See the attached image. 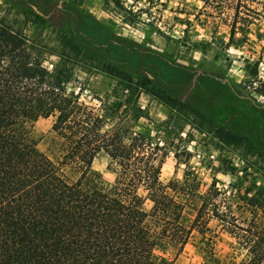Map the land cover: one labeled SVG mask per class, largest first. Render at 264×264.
Segmentation results:
<instances>
[{"label":"trees","instance_id":"1","mask_svg":"<svg viewBox=\"0 0 264 264\" xmlns=\"http://www.w3.org/2000/svg\"><path fill=\"white\" fill-rule=\"evenodd\" d=\"M203 2L232 9L231 34L241 28L238 21L264 11V0ZM1 13L0 5V264H174L196 235L212 254L220 232L236 250L226 264L264 263L263 186H219L214 178L201 191L190 168L182 180L164 182L173 139H164V129L150 135L121 124L142 116V93L173 109L190 104L150 79L134 82L108 61L105 76L116 84L104 97L93 95L97 105L87 104L83 87L69 91L87 54L75 38L58 23ZM49 116L55 159L38 148L33 133L34 123ZM216 128L224 141L254 148L264 159L260 142ZM101 152L111 181L92 166Z\"/></svg>","mask_w":264,"mask_h":264},{"label":"rangeland","instance_id":"2","mask_svg":"<svg viewBox=\"0 0 264 264\" xmlns=\"http://www.w3.org/2000/svg\"><path fill=\"white\" fill-rule=\"evenodd\" d=\"M0 5L7 19L52 21L75 38L87 54L69 91L83 87L80 99L87 104L97 105L93 95L104 97L116 84L105 76L103 62L108 61L129 72L134 82L150 79L192 106L173 109L142 93V116L121 121L150 135L164 129V139H173L162 167L164 182L182 180L190 168L201 191L214 178L219 186L264 187L261 155L224 141L216 130L223 126L264 145V95L259 92L264 89V11L249 23L238 21L241 28L231 34L232 9L203 0H0ZM50 59L57 61V56ZM52 122V116L39 118L33 133L38 148L55 159L59 153L51 138ZM108 161L101 152L92 166L111 181ZM211 248L212 254L203 250L196 235L174 264H226L236 253L233 239L223 232Z\"/></svg>","mask_w":264,"mask_h":264}]
</instances>
